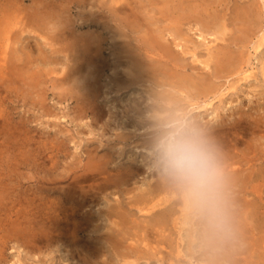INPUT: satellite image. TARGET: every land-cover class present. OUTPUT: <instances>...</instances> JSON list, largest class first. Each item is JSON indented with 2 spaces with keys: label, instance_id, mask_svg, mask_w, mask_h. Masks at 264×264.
Here are the masks:
<instances>
[{
  "label": "rangeland",
  "instance_id": "1",
  "mask_svg": "<svg viewBox=\"0 0 264 264\" xmlns=\"http://www.w3.org/2000/svg\"><path fill=\"white\" fill-rule=\"evenodd\" d=\"M227 2H229L227 23L229 22L228 25L230 24L231 26L229 25L225 33L216 32L217 27L206 30L194 22L189 24L188 22L182 23L186 31L185 35L192 42H186L183 39L184 45L182 43L181 47V45H177L171 29L174 24L172 0H128L125 3L127 5H125L126 8L117 12L112 9V0H0V4L6 7V10L0 13V18L4 22L7 20V23L13 24L9 28L13 39L19 32L21 24L19 21L21 22L22 18V21L34 29L31 33L25 32L23 34V40L19 42L20 46L19 43L16 44V47L20 48L19 54L23 58L18 56L17 67L13 71H11V67H7L10 68L7 70L4 69V67L6 68V66H2L4 60L3 62L1 61L2 63L0 62V71H6V74H4L5 78L0 75V78H2L0 80L3 81H0V264H180L179 262L181 264H264V128L256 130L253 127L242 128L238 126L207 136L217 148V152L222 149L225 150L227 147H234L238 141L236 150L240 153L246 152V155L252 157L250 163L252 176L249 177L251 180H249L250 183L244 182L247 185L245 187L250 186L246 188L247 190L237 193L239 199H237V205H234V207L237 206L234 212V221L236 222L237 220L239 228L237 229L235 222L234 225L232 224L233 226L229 225L227 233L229 234V231L233 228L232 232L235 231V234L230 231L233 235V240L228 243L229 238L226 239L225 245L220 241L203 238L207 227L205 224H199L195 221L187 226L189 229L187 231L185 228L181 230L182 225L172 221L168 224L166 232L162 231L164 236L160 233L156 235L157 231L156 233L153 231L154 233L151 232L149 239H147L148 241H145L147 244H143V246L147 247L154 246L153 254L140 257L137 262H132L136 256L131 257L129 259L131 261H121V255L118 253L116 246H114L112 240L107 238L108 235L113 233V230L110 228L112 226L111 221L106 219L109 216L106 211L109 207L105 202L107 201L105 193L103 192V196L101 189L99 190V187H97L102 178L101 174L98 171L91 170V168L87 169V166H85L90 165L93 161H105L106 159L104 158L109 160L112 158L110 163H107V167L110 172L116 173L121 169L120 165L122 163L124 165L135 159L133 162L140 167L139 172L141 173L137 176V179L150 174L158 176L164 172L157 163L156 154L150 155L146 150L136 148L137 144L142 146L144 140L149 137L156 139L160 136V132H162L164 127L169 124L165 123L162 125L159 123L152 129L150 128L151 130L147 129L148 124L150 125L148 121H159L155 118L145 117V112L148 111L150 105L147 102V97L151 95L152 91H162L161 98H166L158 102L159 98L156 97L158 95H155L157 104L161 102L162 110L165 111L163 117L165 122L180 120L198 130L211 124H219L223 115H225L224 118L227 121L229 120L228 122H231V118L234 120L237 117V113L233 112L237 108L235 109L234 107H238L243 101L247 102H243L245 110L251 113V117L247 116L249 120L254 121L256 117L264 115V75L259 70V66L262 65L261 62L264 61V50L255 53L252 58L260 79L251 78V81H239L237 89H229L227 95H224V97L227 96L224 98L225 101L222 102L225 105L220 106L221 102L216 100L215 108L212 105H207L205 108L197 107L194 109V103L197 102L195 99L197 88H194L192 84L188 86L190 80L205 83L203 79L206 76L205 74L213 71L216 66V63L214 64L216 59H211L210 52H217L222 46L227 45L233 39V35L234 38L242 37V35L246 36L244 32H241V25L243 24L233 21L234 19L232 18L235 9L238 8L237 4H240V7L244 0H227ZM165 6L170 7L172 11H169ZM134 10L136 13H133ZM5 13L8 16L4 19ZM230 18L233 19L232 23ZM14 22H18V24ZM54 24H60L61 27L59 25L55 29ZM3 26L0 27V32L2 28L4 29ZM147 30L148 32L151 31L149 32L150 34L146 33ZM154 30L155 32L156 30L157 32L162 31L155 33ZM211 31L215 32V34ZM157 34L160 35L159 38ZM42 35L48 36L50 40H53L55 43L53 45L54 48L46 42L47 40ZM161 36H164V38H161ZM217 36L220 37L218 40ZM58 37L60 40H57ZM93 38L96 40L93 41ZM247 38L245 37V40ZM144 39L146 40L144 41ZM163 40H166L165 43H168V47ZM99 42L102 44L99 45ZM87 45H89V50L85 51ZM251 46L250 49L249 47L244 48L243 44V47L235 49V51L238 50L240 53H243L242 51L245 49L254 51ZM63 47H68V49L60 50ZM166 47L168 49L171 47L170 51L173 50V54L168 56V58H161L160 55L154 54L158 52L159 54L165 53L168 51V49L164 50ZM188 47H193L190 50L193 49V52H197L196 56L198 57L189 51ZM98 48H100L97 53L101 64L98 63L100 66L91 67L86 63L83 54L91 55ZM211 48H213V51H210ZM78 49L81 50L79 51ZM52 50L54 53H52ZM69 53H72V57L74 56L73 58L76 59L68 61L67 55ZM148 54L153 55V57L148 56ZM127 56L128 58H125ZM132 56L142 57L146 61L150 60L147 65L150 64L148 67L151 70L147 69L144 71L145 73L143 72L144 74L141 73L143 75H139L147 76L148 74L147 77H141L139 85L137 83L135 87L130 86L121 90L119 85H124L122 83L124 78L128 76L129 78L127 79H131L130 77H132L129 75L127 68L131 64L130 59ZM146 56L149 58L147 59ZM207 56L210 58L207 59ZM248 56V54L247 56L245 54V58ZM57 57L60 61L56 59ZM117 58H119V61ZM42 59L45 60L41 61ZM206 59L209 60L210 65H207ZM65 60L67 61L65 62ZM104 62L105 64H103ZM152 63L155 64L153 67L151 66ZM78 64L84 65L83 67L81 66L82 68H78ZM90 69L91 71H89ZM8 71L11 74H8ZM95 71L98 72L96 73ZM160 71L163 72L161 73ZM94 72L95 74L93 75ZM63 74L65 79L61 77ZM185 74L188 80L183 79ZM75 76L81 77L78 79L81 85L82 83L87 85V87L83 85L87 88L85 91ZM87 76H90L89 80ZM198 76H201L202 79L200 77V79L197 78ZM97 77L99 79L96 80ZM230 78L232 80L237 79V76ZM68 79L69 81H67ZM214 79L216 82L227 80V78ZM229 79L227 84L232 82ZM31 80L35 85L32 84ZM258 81L261 84H256L255 86V83H259ZM13 82L14 84H12ZM251 82L255 83L250 85ZM184 83L187 88L181 87ZM170 85H175L176 87L173 86L172 88ZM34 86L35 88H33ZM165 86L170 90L166 91L168 88ZM76 87H79V89ZM95 87L96 89H94ZM179 87L182 89L180 90ZM63 89L68 93L64 92L65 90ZM132 89L136 93L131 92ZM176 90L182 91L183 94ZM248 91L250 94H248ZM94 95H97L96 103L89 109L85 103H91L90 99H95ZM135 96L136 101L133 100ZM178 96L180 97L178 98ZM241 97L243 100L240 99ZM167 99L170 102H167ZM236 99L242 102L239 104ZM229 100H232L233 103H230ZM217 107H221V110ZM217 111H221V116ZM145 124L146 128L143 127ZM124 137L125 139L123 140ZM143 138L145 139L142 140ZM241 138H244V140L240 142ZM249 144L250 146H248ZM118 149H120V154L116 151ZM126 152H129L128 156L134 155L133 157L131 156V160H129ZM94 157L95 159H93ZM118 160L120 162L118 163L119 165L117 164ZM33 162L37 165L33 164ZM87 162L89 163L87 164ZM146 162L148 163L145 164ZM93 163L88 167H91ZM150 164H153L154 167L150 168L148 166ZM115 166L119 168L116 169ZM85 171H88V173ZM91 173L97 176L95 178L91 177ZM73 175L76 177L74 178ZM260 175L261 177H259ZM77 177L79 181L82 179L81 182L78 181ZM72 178L75 182L72 181ZM135 180L134 178L131 181L132 183L127 184V186L136 185L133 184ZM259 183L263 186L260 187ZM83 185L88 188H83ZM260 188L262 189L261 191ZM86 190L91 195H88ZM118 192L124 202V206H126L127 201L130 200L127 198L130 195L124 194L125 190L122 189H119ZM228 192H231V189H228ZM98 196L99 198H97ZM103 198L104 201L101 200ZM100 210L105 214L104 217ZM42 216H45V218ZM242 217H244V220ZM138 218L142 220L144 217L138 216ZM117 219L123 221L120 217ZM168 229L173 233H169ZM109 231L112 232L109 233ZM180 232L185 234L184 238ZM187 233L191 235L188 236ZM169 237L171 238L168 239ZM160 239L164 240V242ZM205 239L208 241H205ZM158 241L161 242L158 243ZM149 242L150 244L148 245ZM179 250H182L181 254ZM161 258L163 259L161 260ZM176 258L182 261H178Z\"/></svg>",
  "mask_w": 264,
  "mask_h": 264
},
{
  "label": "bare ground",
  "instance_id": "2",
  "mask_svg": "<svg viewBox=\"0 0 264 264\" xmlns=\"http://www.w3.org/2000/svg\"><path fill=\"white\" fill-rule=\"evenodd\" d=\"M128 0H112V9H114L116 12L117 11H122L124 10L126 7H125V3L127 2ZM132 1V0H131ZM169 1V0H168ZM227 1V0H226ZM225 0H172L173 2V13L174 14V24L172 25L171 29H172V34L174 35L175 37V41L177 42V45H181L183 43L184 45V41L183 39L187 42V41H190L189 37L186 36V31L185 29L183 28V24L182 23H191V22H194L195 24H198L200 25L202 28L206 29V30H211L213 29L214 27H217L216 28V32H221V33H225L229 27L228 23H227V14L229 13L228 12V9H229V6H228V3H226ZM10 2V1H9ZM121 3V4H120ZM120 4V5H119ZM131 4V3H130ZM132 5V4H131ZM234 5V4H233ZM240 5V4H239ZM239 5L237 4L238 8L235 9L234 11V15L232 16V18H230L231 20V23H232V20L233 21H238L240 22L241 24V32H244L245 33V37H248L246 40H245V37L244 35H242V37H237V38H234V35H233V39L225 46H222L217 52H210L211 54V59L212 58H215L216 59V62H214V64L216 65L215 68L213 69V71L211 72H208L207 74H205L204 76V80H205V83H200V81H194V80H190L189 85L192 84V86H194V88H197V93L195 95V99L197 100L196 103H194V109L197 108V107H204L207 106V105H212L214 107V105L216 106V100H219V102H221L220 106L221 105H225L224 103L222 104L224 100V95L226 94L227 95V92H229V89H237L238 88V85L237 83L241 80H250L251 78H255V79H260L259 76H258V72L256 70V67L254 66V62L252 60V58L254 57L253 55L259 51H262L264 50V21H263V15H264V1H261V0H244L243 3H241V6L239 7ZM2 6V7H1ZM127 6V5H126ZM167 6V5H166ZM165 8H168L166 7ZM235 6V5H234ZM9 7V5H8ZM6 7L2 4H0V13L3 12ZM10 8V7H9ZM128 8V7H127ZM132 9V8H131ZM169 11L171 10L170 7L168 8ZM136 10V9H135ZM135 10L133 11V13L135 12ZM232 10V9H231ZM172 11V10H171ZM130 12H132L130 10ZM136 13V12H135ZM233 13V12H232ZM7 13L4 14V19L7 18L8 14L6 15ZM97 17V16H96ZM230 17H231V14H230ZM139 19V18H138ZM18 20V19H17ZM23 20V18H22ZM21 22L19 21L20 24V27H19V32L18 34H16L15 39H13V36L10 34V30L9 28L11 27V23H7V20H5V22L3 20H1L0 18V24L1 26H3V24H5L3 27L4 29L2 28L1 32H0V62L4 60V64H2V66H6V68L4 67V69H10V68H7V67H11V71H13L16 67H17V59H18V56L22 57L20 54H19V50L20 48H17L16 47V44L21 42L23 40L22 36L25 32H33L34 29H32L26 22L22 21ZM87 21V20H86ZM130 21V20H129ZM139 21V20H138ZM144 21V20H143ZM171 21V20H170ZM62 22V21H61ZM60 22V24H61ZM64 22V21H63ZM145 22V21H144ZM7 23V24H6ZM15 23V22H14ZM56 23V22H55ZM98 23V22H97ZM128 23V22H127ZM136 23V21H135ZM192 23V24H194ZM15 24H18V22H16ZM60 24H54L55 25V29L60 25ZM131 24V23H130ZM234 24V23H233ZM98 25V24H97ZM96 25V26H97ZM136 25V24H135ZM191 25V24H190ZM238 25V24H237ZM0 26V27H1ZM18 26V25H17ZM130 26V25H129ZM169 26V25H168ZM186 26H188L186 24ZM196 26V25H194ZM193 26V27H194ZM231 26V25H230ZM61 27V25H60ZM64 27V26H63ZM191 27V26H190ZM52 28V27H51ZM134 28V27H133ZM167 28V27H166ZM165 28V29H166ZM153 29V28H151ZM155 29V28H154ZM54 30V29H52ZM158 30V28H157ZM154 32L155 33H160L161 31H158L157 32ZM68 31V30H67ZM166 31V30H165ZM214 31V30H213ZM211 31V32H213ZM234 31V30H233ZM56 32V31H54ZM151 32V31H149ZM148 30L146 33H149ZM206 32V31H205ZM165 33V32H164ZM208 33V32H207ZM215 34V32H213ZM65 34V33H64ZM124 34V33H123ZM150 34V33H149ZM229 34V33H228ZM146 35V34H145ZM158 35V38H159V34ZM169 35V34H168ZM70 36V35H69ZM95 36V35H94ZM230 36V35H229ZM43 38H45L48 42V44L50 45H55V43L53 42V40L48 37V36H45V35H42ZM66 37V36H65ZM164 38V36H161V38ZM173 37V38H174ZM232 37V36H230ZM236 37V36H235ZM250 37V38H249ZM70 38V37H69ZM98 38V37H96ZM142 38V37H141ZM146 38V37H145ZM217 40L220 38L219 36L216 37ZM54 39H56L54 37ZM109 39V38H108ZM148 39V38H147ZM167 39V37H166ZM180 39V40H178ZM223 39V37H222ZM244 39V40H243ZM57 40H60L59 37L57 38ZM96 39L93 38V41H95ZM99 40H101L99 38ZM146 39H144L145 41ZM26 41V40H25ZM164 43L166 40H163ZM76 42V41H75ZM78 42V41H77ZM88 42H90V40H88ZM92 42V40H91ZM192 42V41H190ZM224 42V41H223ZM139 43V42H138ZM150 43V42H149ZM167 43V42H166ZM165 43V44H166ZM171 43V42H169ZM189 43V42H188ZM15 44V45H14ZM32 44V43H31ZM30 44V45H31ZM72 44V43H71ZM89 44V43H88ZM95 44V43H94ZM102 44L99 42V45ZM133 44V43H132ZM152 44V43H151ZM160 44V43H159ZM186 44V43H185ZM190 44V43H189ZM194 44V43H193ZM243 44H244V48L245 47H249L250 49V46L253 47L254 51L252 50H243L242 52L243 53H240L238 50L235 51V49H240V47H243ZM15 47H14V46ZM75 45V43H74ZM98 45V47H100ZM143 45V44H142ZM153 45V44H152ZM19 46H20V43H19ZM132 46H135V45H132ZM170 46V45H169ZM172 46V45H171ZM174 46V45H173ZM190 46H192L190 44ZM199 46V45H197ZM219 46V45H218ZM83 47V46H82ZM81 47V48H82ZM96 47V46H95ZM141 47V46H140ZM167 47H168V43H167ZM163 48L164 50L168 49V48ZM178 47V46H177ZM176 47V49H177ZM182 47V45H181ZM187 47V45H186ZM213 47V46H212ZM217 47V46H216ZM54 48V46H53ZM135 48V47H134ZM144 48V47H143ZM155 48V46H154ZM171 48V47H170ZM169 48V49H170ZM183 48H185L183 46ZM189 48V47H188ZM190 48H193V47H190ZM189 48V51H191L192 53H194V55L196 56V53L197 52H193L192 50H190ZM195 48V46H194ZM198 48V47H196ZM23 49V48H22ZM68 49V47H63L62 49L60 50H66ZM132 49V48H131ZM137 49V48H136ZM166 51L165 53H161L159 54L158 53H154L155 55H160V57H167L168 56H171L173 54V50H169ZM208 49V48H207ZM24 50V49H23ZM55 50V49H53ZM52 50V53H54ZM79 51L81 49H78ZM89 50V45H87L85 47V51ZM100 50V48H98L97 50H95V54L94 53H91V55H87V54H83L84 55V58L86 60V63L88 65H90L91 67L92 66H96V65H99L98 63H100V59H99V54L97 53L98 51ZM130 50V48H129ZM197 50V49H196ZM213 51V48L210 49V51ZM43 51V50H42ZM77 51V50H76ZM162 51V50H161ZM178 51V50H177ZM209 51V50H208ZM241 51V50H240ZM47 52V51H46ZM118 52V51H117ZM116 52V53H117ZM152 52V51H151ZM171 52V53H169ZM182 52V51H181ZM48 53V52H47ZM51 53V54H52ZM57 53V52H56ZM55 53V54H56ZM59 53V52H58ZM65 53V52H64ZM129 53V52H128ZM140 53V52H139ZM183 53V52H182ZM76 54V52H75ZM133 54V53H132ZM245 54L247 56V54L249 55L247 58H245ZM65 55V54H64ZM120 55V54H119ZM176 55V54H174ZM209 55V54H208ZM57 56V55H56ZM77 56V55H76ZM126 56V55H124ZM129 56V54H128ZM125 57V58H128ZM141 56V54H140ZM148 56H151L153 57V55H149ZM61 57V56H60ZM74 57V56H73ZM72 57V53L69 55H67V60L68 61H72L76 58H73ZM79 57V56H78ZM101 57V56H100ZM105 57V56H104ZM120 57V56H119ZM123 57V56H122ZM131 57V56H130ZM129 57V58H130ZM147 57V56H146ZM179 57V56H178ZM198 57V56H196ZM208 57V56H207ZM23 58V57H22ZM47 58V57H46ZM66 58V57H64ZM102 58V57H101ZM124 58V57H123ZM149 57H147L148 59ZM166 58V59H167ZM210 57H208L207 59H209ZM16 59V60H15ZM57 60H59V58L57 57L56 58ZM62 59V58H61ZM119 58H117L118 60ZM206 59V62H207V65H210V62L209 60ZM45 59H42L41 61H44ZM53 60V59H52ZM65 60V62L67 61ZM84 60V59H83ZM126 60V59H124ZM123 60V61H124ZM161 60V59H160ZM165 60V59H164ZM168 60V59H167ZM173 60V59H171ZM179 60V59H178ZM213 60V59H212ZM54 61V60H53ZM52 61V62H53ZM60 61V60H59ZM76 61V60H75ZM79 61V59H78ZM119 61V60H118ZM148 61V60H147ZM146 59H143L142 57H138V56H132V58L130 59V65L127 66L128 68V73L129 75H131L132 77H130L131 79H127L129 78L128 76H126L127 78H124V81L122 82L124 85H119V89H125L126 87H135V85H139V81L141 80V77H147V76H139L141 73H143L145 70L150 69V67H148L150 64L147 65V63H149V61L147 62ZM175 61V60H174ZM180 61V60H179ZM1 62V63H2ZM14 62V63H13ZM129 62V60H128ZM182 62V61H181ZM212 62V61H211ZM261 62V60H260ZM71 64H73L72 62H70ZM80 63V62H79ZM84 63V62H83ZM122 63V62H121ZM124 63V62H123ZM127 63V62H126ZM159 63V62H158ZM165 63V62H164ZM262 65L259 66V70H261L262 74L264 75V61L261 62ZM65 64V63H63ZM82 64V63H81ZM85 64V63H84ZM83 64V65H84ZM101 64V63H100ZM105 64V62L103 63ZM120 64V63H119ZM160 64V63H159ZM176 64V63H175ZM68 65V63H67ZM83 65H79L78 64V68H82ZM155 64L152 63V67L154 66ZM182 65V64H180ZM73 66V65H72ZM82 66V67H81ZM85 66H87L85 64ZM100 66V65H99ZM98 66V67H99ZM102 66V65H101ZM123 66V67H125ZM161 66V65H159ZM186 66V65H185ZM184 66V67H185ZM212 66V65H211ZM24 67V66H23ZM66 68V66H64ZM88 67V66H87ZM89 67V68H91ZM162 67V66H161ZM213 67V66H212ZM76 68V67H75ZM95 68V67H94ZM210 68V67H209ZM258 68V67H257ZM2 69V68H1ZM70 69V68H69ZM71 70V69H70ZM95 70H97L95 68ZM4 71V70H3ZM3 71L1 70L0 71V75L2 78H5L4 74H6V71ZM32 71V70H31ZM75 72V70H73ZM78 71V70H76ZM91 71V69L89 70ZM124 71L126 72V70L124 69ZM159 71V70H157ZM73 72V73H74ZM81 72V71H79ZM96 72V71H95ZM95 72L93 73V75L95 74ZM98 72V71H97ZM96 72V73H97ZM140 72V73H139ZM154 72V71H153ZM152 72V73H153ZM161 72V71H160ZM163 72V71H162ZM161 72V73H162ZM204 72V71H203ZM259 72V73H261ZM13 73V72H12ZM16 73V72H15ZM14 73V75H15ZM18 73V72H17ZM34 73V72H32ZM37 73V72H36ZM40 73H42L40 71ZM66 73V72H65ZM87 73V72H86ZM100 73V72H99ZM126 73V74H128ZM145 73V72H144ZM143 73V74H144ZM8 74H11L9 73L8 71ZM7 74V75H8ZM23 74V73H22ZM31 74V73H30ZM75 74V73H74ZM141 74V75H143ZM183 74V73H182ZM6 75V76H7ZM13 75V76H14ZM69 75V73H68ZM71 75V74H70ZM81 75V74H80ZM79 75V76H80ZM97 75V74H96ZM9 76V75H8ZM7 76V77H8ZM23 76V75H22ZM27 76V75H26ZM40 76V75H38ZM43 76V75H42ZM91 76V74H90ZM90 76H87L88 80H89V77ZM100 76V75H98ZM150 76V75H149ZM161 76V75H160ZM184 76V77H183ZM183 79H187L188 77L185 75H183ZM194 76V75H193ZM234 76H237V79H231L230 77H234ZM261 76V75H260ZM16 77V76H14ZM24 77V76H23ZM32 77V76H31ZM61 77H63L65 79V75L63 74ZM70 77V76H69ZM76 77V76H75ZM86 77V76H85ZM84 77V78H85ZM124 77V76H122ZM159 77V75H158ZM180 77V76H179ZM201 78V76H198L197 78ZM0 78V79H2ZM9 78V77H8ZM62 78V79H63ZM77 80L81 77H76ZM155 78V77H154ZM195 78V77H194ZM199 78V79H200ZM214 78H217V79H226L227 80L230 78L232 80V82H230L229 84L227 80L225 81H220V82H216V80ZM21 79V78H20ZM23 79V78H22ZM33 79V78H32ZM61 79V80H62ZM67 79V78H66ZM70 79V78H69ZM69 79L67 81H69ZM72 79V78H71ZM93 79V78H92ZM99 79L98 77L96 78V80ZM120 79V78H119ZM150 79V78H148ZM229 79V81H231ZM254 79V80H255ZM15 80V79H14ZM13 80V81H14ZM37 80V79H36ZM84 80V79H83ZM118 80V79H117ZM122 80V79H121ZM146 80V79H145ZM151 80H155V79H151ZM188 80V79H187ZM1 81V80H0ZM32 81V80H31ZM74 81V79H73ZM72 81V83H73ZM76 81V79H75ZM80 83V80H78ZM99 81V80H98ZM148 81V80H147ZM158 81V80H157ZM251 81V80H250ZM260 81V80H259ZM258 81V82H259ZM263 81V79H262ZM261 81V82H262ZM3 82V81H1ZM33 82V81H32ZM63 82V81H62ZM88 82V81H87ZM95 82V81H94ZM154 82V81H153ZM244 82V81H243ZM31 83V82H30ZM91 83V82H90ZM119 83V82H118ZM158 83V82H156ZM161 83V82H160ZM163 83V82H162ZM171 83V82H170ZM248 83V82H247ZM255 83V82H253ZM252 82L250 83L253 84ZM7 84V83H6ZM14 84V82L12 83ZM17 84V83H16ZM33 85L34 82L32 83ZM66 84V83H65ZM143 84V83H142ZM140 84V85H142ZM165 84V83H164ZM176 84V83H175ZM241 84V83H240ZM261 84L260 82L259 83H255V86ZM8 85V84H7ZM26 85V83H25ZM30 85V84H29ZM70 85V84H69ZM78 85V84H77ZM81 85V83H80ZM84 84L82 83L81 86H83ZM93 85V83H92ZM97 85V83H96ZM163 85V84H162ZM168 85V84H167ZM13 86V85H11ZM58 86V84H57ZM87 87V85H84ZM83 86V87H84ZM159 86V85H158ZM172 86V85H170ZM175 86V85H173ZM172 86V88H173ZM15 87V86H14ZM30 87V86H29ZM72 87V86H71ZM166 88H168L167 86H165ZM176 87V86H175ZM181 87H184V88H187V85L182 84ZM35 88V86L33 87ZM62 88V86H61ZM77 88V87H76ZM180 88V87H179ZM74 89V88H72ZM79 89V87L77 88ZM85 88L84 87V91H85ZM96 89V87L94 88ZM150 89V88H149ZM154 89V88H153ZM159 89V88H158ZM165 89V88H164ZM182 88H180L181 90ZM191 89V88H190ZM240 89V87H239ZM30 90V89H29ZM65 90V89H63ZM89 90V89H88ZM99 90V88H98ZM170 89L168 88V90L166 89V91H169ZM244 90V89H243ZM152 91V90H151ZM149 91V92H151ZM178 91V90H176ZM236 91V90H235ZM64 92H67L66 90ZM63 92V93H64ZM70 92V91H69ZM72 92V90H71ZM83 92V91H82ZM94 92V91H93ZM99 92V91H98ZM131 92H135L133 91V89L131 90ZM171 92V91H170ZM180 92L181 94L182 91H178ZM184 92V90H183ZM237 92V91H236ZM239 92V91H238ZM68 93V92H67ZM84 93V92H83ZM136 93V92H135ZM254 93V92H253ZM97 94V93H96ZM153 94V95H152ZM161 94H162V91H158V92H155V91H152L151 92V95L148 96V103L150 104L149 105V109L148 111H146L145 113V117H151V118H155L156 120H159V121H148V123H150V125L148 124V127L147 129L151 130L152 127H155L157 126L159 123H161L162 125L165 124V123H170L171 120L165 122L164 121V113L165 111L162 110L163 106L160 103L157 104L156 102V99L159 98L157 101L159 102V100H163V99H166L165 97L161 98ZM248 94L249 91H248ZM264 94V93H263ZM67 95V94H66ZM72 95V94H71ZM83 95V94H82ZM81 95V96H82ZM91 95V94H90ZM155 95H158L155 97ZM171 95H173L171 93ZM189 95V94H188ZM65 96V95H64ZM78 96V95H77ZM87 96V94H86ZM85 96V97H86ZM175 96V95H174ZM134 97V96H133ZM139 97V96H138ZM137 97V98H138ZM180 96H178L179 98ZM239 97V96H238ZM237 97V98H238ZM77 98H80V97H77ZM94 98L95 99H90L91 100V103H85V105L90 109V107H92L93 104L96 103V100H97V95H94ZM130 98H132V96H130ZM234 98V97H233ZM82 99V98H81ZM87 99V98H86ZM84 99V100H86ZM122 99V98H121ZM175 99V98H174ZM241 100L242 97L240 98ZM131 100V99H129ZM136 101V96H135V99H133ZM139 100V99H138ZM227 100V99H226ZM237 100V99H236ZM235 100V101H236ZM79 101V100H78ZM145 101V100H143ZM167 102H170L168 99L166 100ZM230 103H233L232 100H229ZM239 102V99L237 100ZM85 102V101H84ZM242 102V101H240ZM239 102V104H240ZM244 102V101H243ZM243 102L241 105H238V107H234L236 109V111H233V112H236L237 113V117L234 118V120H232L233 118H231V122H228L226 120V118H224L225 115L222 116V119L219 121V124H211L210 126H206L202 129H200L199 131H201L202 133H204L206 136H211L212 134L214 133H218V132H222L223 130H226L227 128H232V127H238V126H241L242 128H248V127H253L254 129L256 128V130H261L264 128V115H261L259 117H256L254 119V121H252L251 119L249 120L247 118V116H250L251 113L248 111V110H245L244 106H243ZM81 103V102H80ZM79 103V104H80ZM192 103V104H193ZM229 103V102H228ZM244 103H247V102H244ZM139 104V103H138ZM235 104V103H234ZM82 105V104H80ZM103 105V104H102ZM236 105V104H235ZM246 105V104H245ZM250 105V104H249ZM85 106V107H86ZM134 106V105H133ZM148 106V105H147ZM226 106H228L226 104ZM230 107V106H229ZM215 108V107H214ZM213 108V109H214ZM218 109L221 110V107H217ZM231 108V107H230ZM233 108V107H232ZM252 108V107H250ZM97 109V108H95ZM134 109H135V106H134ZM144 109V108H143ZM142 109V110H143ZM209 109V108H208ZM129 110V109H128ZM145 110V109H144ZM230 110V109H229ZM92 111V110H91ZM100 111V110H99ZM98 111V112H99ZM87 112V111H86ZM218 113H220L219 111H217ZM89 113V112H88ZM96 113V112H95ZM98 114V113H97ZM222 113H220V116H221ZM226 114V113H225ZM228 114V113H227ZM235 114V113H234ZM96 115V114H95ZM99 115V114H98ZM128 115V114H127ZM219 116V114H217ZM239 115V116H238ZM254 115V114H253ZM167 116V114H166ZM169 116V115H168ZM194 116V115H192ZM232 116V115H231ZM234 116V115H233ZM97 117V116H96ZM217 117V116H216ZM230 117V116H229ZM251 117V116H250ZM254 117V116H252ZM196 118V117H195ZM221 118V117H219ZM142 119V118H141ZM146 119V118H145ZM228 119V118H227ZM144 120V119H143ZM167 120V119H165ZM142 122V121H141ZM216 122V121H215ZM136 124V123H135ZM134 124V125H135ZM144 124V123H143ZM146 124L143 126L144 128ZM151 128V129H150ZM156 129V128H155ZM157 132V131H155ZM119 133V132H118ZM122 133V132H121ZM161 133V132H160ZM159 134V133H158ZM117 136H121L120 134H116ZM128 135V134H126ZM154 135V134H153ZM124 136V134H123ZM127 138V136H125ZM125 137L123 138V140L125 139ZM159 137V136H158ZM158 137L156 139H150L148 138L147 140H144L145 138H143L142 140H144L142 146L141 145H138L136 146L137 149H141V150H146L150 155H153L155 154V144L158 140ZM235 137V136H234ZM121 138V137H119ZM154 138V137H153ZM244 138H241L240 139V142L243 141ZM238 143V141L235 143L234 147H227V149H222L220 151L217 152L218 154V159H219V162L224 170V173H225V180H226V193H227V201H228V221H229V225H234V212L236 210V207H234V205H237V199L238 198V195L237 193H240L242 190H245L246 188L248 187H245L246 183L249 182V177L252 176V171H250L251 169V160H252V157H249L248 155H246V152L245 153H240L238 150H236V144ZM121 144V143H120ZM234 144V143H233ZM116 145H118L116 143ZM96 146V145H95ZM119 146V145H118ZM117 146V147H118ZM127 146V145H126ZM132 146V144H131ZM134 146V145H133ZM250 146V144L248 145ZM120 147V146H119ZM45 149V147H43ZM254 148V147H253ZM47 149V148H46ZM124 149V148H123ZM136 149V150H137ZM42 150V149H41ZM93 150V149H92ZM120 149L116 150L118 151V153L120 154L119 152ZM127 151V150H126ZM129 151V150H128ZM43 152H45L43 150ZM42 152V153H43ZM94 152V151H93ZM92 153V152H91ZM95 153V152H94ZM135 153V152H134ZM138 153V152H137ZM145 153V152H144ZM45 154V153H44ZM98 154V153H97ZM104 154V153H103ZM107 154V153H106ZM127 156L129 154V152L127 153ZM133 154V153H132ZM148 154V155H149ZM108 155V154H107ZM92 156V155H91ZM132 156V155H131ZM131 156H128L129 157V160H131ZM134 156V155H133ZM132 156V157H133ZM56 157V156H55ZM104 157H107V156H104ZM109 157V156H108ZM110 158V157H109ZM263 158V157H261ZM95 159V157L93 158ZM103 159V158H102ZM106 159L105 161H93L91 163H93V165L91 167H88L91 165L88 164L89 162H87L88 165H85L87 166V169L91 168V170H94V171H98L99 174H101V180H100V184L99 186V190L101 189L102 193L103 192L105 193V198L107 201H105L107 204V206L109 207V209H107V215L108 218L106 217V219L110 220L111 221V224L112 226H110V228L113 230V233L111 235H108V239L109 240H112V242L114 243V246H116L117 248V251H119L118 253L121 255V261H131L129 260L131 257L133 256H136V258L134 260H132V262H137L138 259L143 256H146V255H151V253L154 251V246H143V244H147L145 243V241H148L147 239H149V236L151 234V232H155L157 231L156 235L158 233H160L162 236H164V233L162 231H165L168 227V224L172 221H174L176 224H181L182 227H181V230L183 228H185V230L189 231L188 229V225L194 223L195 221L199 224H205L206 223L197 215H195L192 210L190 209L187 201L185 200L184 198V195L182 193V191L180 190V188L177 186V184L174 182V180L169 176L167 175L165 172L163 173H160L158 176L156 174H150V175H144V176H140L141 179H137V176L140 175L141 173L139 172L140 171V167L136 166V163H134L133 161L135 160H132V162H129L127 164H124L122 163L121 166V169H119L116 173H112L110 172V170L108 169V165L107 163H110V160H112V158L107 159V158H104ZM124 159V158H123ZM144 159V158H143ZM36 160V159H35ZM90 160V159H89ZM120 160V159H119ZM118 160L115 161L118 163H120ZM92 161V160H90ZM140 161V160H139ZM152 161V160H151ZM142 162V161H141ZM153 162V161H152ZM151 162V163H152ZM31 163V162H30ZM114 164V162H112ZM148 162H146L145 164H147ZM28 164V163H27ZM33 164H36L33 162ZM112 164V166H113ZM144 164V165H145ZM37 165V164H36ZM40 165V164H39ZM116 165V164H115ZM119 165V164H118ZM156 165V164H155ZM255 165V164H254ZM150 168H153L154 165L153 164H150L148 165ZM34 167V166H33ZM54 167V166H53ZM148 167V168H149ZM35 168V167H34ZM38 168V167H37ZM51 168V166H50ZM115 168H119V167H116ZM46 169V168H45ZM51 170V169H50ZM49 171V170H48ZM52 171V170H51ZM50 171V172H51ZM262 171V170H261ZM259 171V172H261ZM39 172V171H38ZM88 173V171H85ZM144 172V171H143ZM257 172V171H256ZM37 173V172H36ZM96 173V172H95ZM145 173V172H144ZM86 174V173H85ZM261 174V173H260ZM83 175V174H82ZM143 175V174H142ZM74 176V175H73ZM72 176V177H73ZM79 176V175H78ZM97 176V175H96ZM95 175H93L91 173V177H96ZM76 176H74L75 178ZM83 178V176H81ZM261 177V175L259 176ZM258 177V178H259ZM78 178V177H77ZM136 179L135 180V183L133 181V184H136L134 186H127V184L129 183H132L131 181L133 179ZM263 178V177H262ZM99 179V178H98ZM264 179V178H263ZM76 180V179H75ZM82 180V179H81ZM81 180L79 181V178H78V181L81 182ZM84 180V179H83ZM86 180V179H85ZM247 180V181H246ZM255 180V179H254ZM72 181H74V179L72 178ZM70 181V182H72ZM246 182V183H244ZM78 183V182H77ZM93 183V182H92ZM91 183V184H92ZM250 183V182H249ZM264 183V181H263ZM75 184V183H74ZM83 184V182H82ZM90 184V185H91ZM53 185V184H52ZM69 185L71 186V184L69 183ZM97 185H98V182H97ZM260 185V183H259ZM69 186V187H70ZM80 186V185H78ZM93 186V185H92ZM90 186V187H92ZM94 186H95V183H94ZM93 186V187H94ZM247 186V185H246ZM263 185H260V187H262ZM68 187V186H67ZM83 188H88V187H84V185L82 186ZM245 187V188H244ZM59 188V187H57ZM80 188V187H79ZM82 188V189H83ZM96 189V187H94ZM252 188V187H251ZM249 188V189H251ZM65 190V188H63ZM62 189V190H63ZM119 189H122V190H125L124 194H129L130 196L127 198V199H130L127 201V205L124 206V202L122 201V198L119 194ZM228 189H231V192H228ZM53 190V189H52ZM63 190V191H64ZM67 190V189H66ZM98 190V192H99ZM247 190V189H246ZM254 190V189H252ZM262 189L260 188V191ZM54 191V190H53ZM73 191V190H72ZM83 191V190H82ZM87 191V190H86ZM88 192V191H87ZM86 192V193H87ZM107 192V193H106ZM243 192V191H242ZM69 193V192H67ZM84 193V192H83ZM85 193V194H86ZM96 193V192H95ZM248 193V192H247ZM70 194V193H69ZM88 195H91L90 192H88ZM97 195V194H96ZM245 195V194H244ZM247 195V194H246ZM77 196V195H76ZM86 196V195H84ZM104 196V194H103ZM124 197V196H123ZM246 197V196H245ZM1 198V197H0ZM87 198V196H86ZM91 198V196H90ZM94 198V197H93ZM99 198V196L97 197ZM248 198V197H246ZM35 199V198H34ZM42 199V198H41ZM40 199V200H41ZM67 199V198H66ZM79 199V198H78ZM96 200V198H94ZM2 200V199H1ZM92 200V199H91ZM102 201H104V198L101 199ZM36 201V200H35ZM113 201L114 204H113ZM70 202V201H69ZM104 202V203H105ZM244 202V201H243ZM37 203V202H36ZM47 203V202H46ZM241 203V202H240ZM249 203V202H248ZM39 204H40V201H39ZM102 204V203H101ZM253 204V203H252ZM73 205V203H72ZM76 205V204H75ZM255 205V203H254ZM39 206V205H37ZM105 206V205H104ZM41 207V206H40ZM43 207V206H42ZM47 207V206H46ZM70 207V206H69ZM48 208V207H47ZM254 208V207H253ZM250 209V208H249ZM102 210V209H101ZM100 210V212H101ZM105 210V209H104ZM158 210V211H157ZM249 211V210H248ZM104 212V211H103ZM245 212V211H244ZM242 212V213H244ZM251 212V210H250ZM102 213V212H101ZM106 213V212H105ZM238 213V212H237ZM47 214V213H46ZM103 214V213H102ZM142 214V215H141ZM241 214V213H240ZM69 215V214H68ZM67 215V216H68ZM105 214H103V217H104ZM239 215V214H238ZM53 216V215H52ZM71 216V215H70ZM73 216V215H72ZM138 216H143L144 218L141 220L140 218H138ZM237 216V215H235ZM45 218V216H42ZM75 218V216H73ZM93 217V216H92ZM91 217V218H92ZM100 217V216H99ZM102 217V215H101ZM115 217V218H114ZM122 218L123 221L120 219L118 220L117 218ZM43 218V219H44ZM61 218V217H60ZM94 218V217H93ZM92 218V219H93ZM243 220H244V217H242ZM51 219V218H50ZM63 219V218H62ZM69 219V218H68ZM73 219V218H72ZM140 219V221H139ZM237 219V218H236ZM47 220V219H46ZM55 220V219H54ZM59 220V218H58ZM66 220V219H65ZM246 220H247V217H246ZM44 221V220H43ZM61 221V220H60ZM54 222V221H53ZM57 222V221H56ZM59 222V221H58ZM240 222V221H239ZM59 225V224H58ZM232 225V226H233ZM235 225L237 226V229L239 228L238 226V222L236 220L235 222ZM235 226V227H236ZM230 227V226H229ZM20 229V228H19ZM135 229V231H134ZM236 229V228H235ZM21 230V229H20ZM34 230V229H33ZM232 230H234L232 228ZM232 230H230L232 232ZM15 231V230H14ZM28 231V230H27ZM169 231V229H168ZM192 231V230H191ZM229 231V234L228 233H222V234H218V235H210L209 233V230L208 228L206 227V232H204V237H206V239L208 238L209 240H215V241H220L221 243L223 242V244L225 245V240L229 238V242L230 243L233 239V235L232 233H234L235 231H233L232 233H230ZM237 231V230H236ZM30 232V231H29ZM33 232V231H32ZM37 232V231H36ZM112 232V231H109V233ZM153 232V233H154ZM166 232V231H165ZM152 233V234H153ZM169 233H173V232H170ZM50 234V233H49ZM181 236H185L184 233L180 232ZM235 234V233H234ZM168 235V234H167ZM187 235H191L190 233H187ZM238 235V234H237ZM19 236V235H18ZM30 236V235H29ZM36 236V235H35ZM171 236V235H170ZM173 236V235H172ZM236 236V235H235ZM24 237V235H23ZM26 237V236H25ZM154 237H157V236H154ZM180 237V236H179ZM28 238V237H27ZM153 238V237H152ZM166 238V237H165ZM164 238V239H165ZM171 237H169L168 239H170ZM235 238V237H234ZM162 239V238H161ZM160 239V240H161ZM167 239V240H168ZM205 241H208L206 240ZM231 239V240H230ZM24 240V239H23ZM156 240V238H155ZM204 240V239H203ZM150 241V240H149ZM152 241V240H151ZM164 242V240H161ZM161 241H158V243H160ZM172 241V240H171ZM153 242V241H152ZM174 242V241H172ZM214 242V241H213ZM150 244V242L148 243V245ZM182 244V243H181ZM209 244V243H207ZM227 244V243H226ZM232 244V243H231ZM230 244V245H231ZM211 245V244H210ZM214 245V244H213ZM228 245V244H227ZM226 245V246H227ZM159 246V245H158ZM143 247H146V248H143ZM218 247V246H217ZM232 247V246H231ZM159 248V247H158ZM215 249V248H213ZM160 250V249H159ZM162 250V248H161ZM158 251V250H157ZM181 251L182 250H179V253L181 254ZM144 254V255H142ZM153 254V253H152ZM156 254V253H155ZM166 256H167V252L165 253ZM170 254V253H169ZM157 255V254H156ZM165 256V257H166ZM171 256V255H170ZM120 257V256H119ZM153 257V256H152ZM159 257V256H158ZM247 257V256H245ZM168 258V257H167ZM166 258V259H167ZM248 258V257H247ZM163 258H161L162 260ZM171 259V258H170ZM180 259V258H179ZM169 260V259H168ZM175 260V259H174ZM176 260H178L176 258ZM181 260V259H180ZM178 260V261H180ZM242 260V259H240ZM172 261V260H171ZM177 261V262H178ZM182 261V260H181ZM162 262V261H161ZM125 263V262H124ZM166 263V262H165ZM181 264V262H179ZM119 264H122V263H119ZM177 264V263H176Z\"/></svg>",
  "mask_w": 264,
  "mask_h": 264
},
{
  "label": "clouds",
  "instance_id": "3",
  "mask_svg": "<svg viewBox=\"0 0 264 264\" xmlns=\"http://www.w3.org/2000/svg\"><path fill=\"white\" fill-rule=\"evenodd\" d=\"M155 154L158 165L180 188L192 212L206 223L210 235L227 233L225 173L213 142L198 129L174 120L162 130Z\"/></svg>",
  "mask_w": 264,
  "mask_h": 264
}]
</instances>
